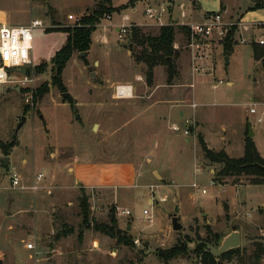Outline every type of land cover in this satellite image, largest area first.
<instances>
[{"label":"rangeland","instance_id":"rangeland-1","mask_svg":"<svg viewBox=\"0 0 264 264\" xmlns=\"http://www.w3.org/2000/svg\"><path fill=\"white\" fill-rule=\"evenodd\" d=\"M100 3L109 6L107 0H0L11 25L43 22L34 32L33 65L0 93L2 264H21L23 246L36 240L38 264H201L194 252L168 262L157 253L179 241L192 249L198 240L214 244L233 229L241 232L240 256H249L264 242V181L220 177L221 165L205 158L199 142L202 134L209 148L238 158L251 138L264 157V67L256 65L252 44L241 43L238 23L230 22L234 10L204 3L198 8L189 0H112L117 10L102 16L89 52L75 51L62 87L53 84L52 58L67 41L63 28L80 24ZM148 9H155L152 16ZM204 13H222L225 36L196 41L178 28L210 17L203 19ZM170 14L173 21L163 24ZM125 22L152 35L165 25L176 27L172 81L164 64L149 77L146 64L135 58L141 46L130 28L120 37ZM234 27L236 44L226 55L224 42ZM122 84L133 85L131 97L116 96ZM44 85L47 91L35 99ZM67 91L72 102L61 95ZM14 173L19 186L11 182ZM40 173V188L32 190ZM82 200L90 227L83 223ZM176 206L183 224L178 231L172 226ZM94 224L115 226L132 243ZM58 245L61 253L54 257L51 249Z\"/></svg>","mask_w":264,"mask_h":264},{"label":"trees","instance_id":"trees-1","mask_svg":"<svg viewBox=\"0 0 264 264\" xmlns=\"http://www.w3.org/2000/svg\"><path fill=\"white\" fill-rule=\"evenodd\" d=\"M111 1L112 0H107L109 6L102 3L98 4L97 8H95L92 13L85 14L82 17L80 24L63 28V31L67 33V41L52 58V63L55 69V74L52 79L53 84L62 87L61 76L63 70L75 51L80 53L89 52L92 44L93 32L96 30V26L100 22L102 16L106 14V12L117 10L112 7ZM253 1L255 2V5L251 9L264 8V0ZM178 28L182 30L186 29L187 33L190 34V28L188 26L180 25ZM236 29L237 28L234 27L228 31L227 38L224 42L226 55L233 50L234 45L236 44L232 37ZM129 31H132L131 35L136 45L141 46V49L134 53L135 58L138 62L146 64L149 77H152L153 69L156 66L164 64L168 66V80L172 81L177 74L174 63V56L178 55L177 50L174 48L176 27L174 25H165L161 27L158 34L153 35L147 34L141 27L135 25H133ZM252 46L254 50V58L257 61L261 60L264 64V46H259L255 42L252 43ZM47 89V85L39 87L35 93H33L34 98L37 99L47 91ZM199 142L204 151L205 158L211 163L221 165L220 172L218 173L220 177L249 175L254 178V183H263L264 169L259 165H264V157H262L254 140L251 138L246 139L244 155L238 158L230 156L224 149L215 150L209 148L202 134H199ZM81 207L83 223L85 226L90 227L91 223L88 220L89 206L84 200H82ZM93 227L97 230L102 229L108 235L119 238L120 241L127 245L132 243L127 237H120V230L115 226L103 228L102 226L94 224ZM199 241H201V243H199ZM219 241L220 240L216 238L214 244H218ZM206 242L211 243L212 240H198L195 243V248L192 249L187 241H179L173 247L160 250L157 254L164 262L194 252L201 264H264V242L257 243L254 252L249 256H240V248H235L223 253L219 257L214 256L210 251L206 250ZM238 254L239 256L236 257L237 260H235V256ZM0 264H2L1 260Z\"/></svg>","mask_w":264,"mask_h":264},{"label":"built area","instance_id":"built-area-1","mask_svg":"<svg viewBox=\"0 0 264 264\" xmlns=\"http://www.w3.org/2000/svg\"><path fill=\"white\" fill-rule=\"evenodd\" d=\"M155 9H148V14L153 15ZM70 19L73 15L68 16ZM110 18V17H109ZM225 23L222 21L221 14L216 13L210 15L207 19L190 24V34L192 40L197 41V36L211 38L213 35H218L220 38L226 35L227 29L224 26ZM43 26V22L39 19H33L26 25H11L0 20V93L3 89H7L11 83L15 82L17 78L19 68L33 65V49H34V32L36 28ZM130 28L129 23H123L120 25L119 32L120 37L128 32ZM261 44H264V38L259 40ZM194 45V43L192 44ZM5 53L7 56L5 57ZM21 73V72H20ZM115 94L118 98H128L133 95L132 84L117 85ZM251 112L256 113L257 109L252 107ZM262 121V118H258ZM11 182L14 186H19L21 178L18 174L14 173L11 175ZM43 174H37L35 181L31 185L32 190H38L40 188ZM197 186V183L193 184ZM207 190H203L206 193ZM127 215L130 211L124 212ZM144 214L149 216L148 210H144ZM28 248H35L32 242L27 244Z\"/></svg>","mask_w":264,"mask_h":264},{"label":"crops","instance_id":"crops-1","mask_svg":"<svg viewBox=\"0 0 264 264\" xmlns=\"http://www.w3.org/2000/svg\"><path fill=\"white\" fill-rule=\"evenodd\" d=\"M189 1L191 2V4L194 2L198 8L200 7L201 3H204V4H216L217 6H219V5L223 6L224 12H226L229 8L234 10L236 15L230 17L232 19L230 22L238 23V26H239V33H238L239 36L238 37H240V39L242 38L241 43H246V44L251 43L252 44L253 42H255L256 44L259 45V40L261 38H264V8L251 9L255 5V2L253 0H248V2H246L244 5H243V2H236L234 0H189ZM166 9L168 10V8H166ZM212 14H216V13H212ZM212 14L211 13L210 14L204 13V16H202V18L204 19V17L206 15L210 16ZM221 15H222V13H221ZM162 16L164 18L163 13H162ZM194 16L195 17L198 16L197 10L194 13ZM0 20L2 22L10 24L7 21V13L6 12L0 11ZM260 20H262L263 22H260ZM163 21H165V19ZM171 21H173V15L168 17V20H166V22H163V24L170 23ZM132 22H135V21H132ZM184 23H186V22H184ZM147 24H153V22L147 23ZM246 32H248L247 37L245 34ZM253 56H254V50H253ZM255 61H256V65H259L260 67H262V66L264 67V64L262 63L261 60L257 61L255 59ZM227 83L229 86L234 84V82L231 80H229ZM213 86L216 87V84H213ZM74 169L76 170V167ZM38 235L39 234L37 233V236H36L37 239L39 238ZM27 244H25V246H23V250H25L27 253L25 254L24 257L23 256L20 257L19 262L21 264H23V263L24 264H38L40 262L39 261L40 259L39 258L38 259L33 258L34 248L33 249L28 248ZM33 244H34L35 249H36V246H38V240H36V242H34ZM59 246L60 245H58L55 249H51L52 254H54V257H59V255L61 253Z\"/></svg>","mask_w":264,"mask_h":264},{"label":"water","instance_id":"water-1","mask_svg":"<svg viewBox=\"0 0 264 264\" xmlns=\"http://www.w3.org/2000/svg\"><path fill=\"white\" fill-rule=\"evenodd\" d=\"M82 55H84V52H81ZM228 60V58H227ZM19 71L22 73H26L27 69L25 67L19 68ZM17 90L19 91L20 88L18 87ZM61 95L70 100L73 101L72 95L70 92H62ZM26 120V118H23V121L20 123V126L23 124V122ZM96 128V126H95ZM255 135V132L252 128H250V133L248 134V137H253ZM8 157H6L4 161V165H7L8 163ZM262 169H264V165H259ZM178 212H179V206H176L175 212L172 216V226L173 229L178 231L183 228V224L179 221L178 217ZM201 243V241H199ZM241 245V232L239 229H233L231 230L227 235H225L221 240L219 241L218 244H211L206 242V250L210 251L214 256L219 257L223 253L239 248Z\"/></svg>","mask_w":264,"mask_h":264},{"label":"snow or ice","instance_id":"snow-or-ice-1","mask_svg":"<svg viewBox=\"0 0 264 264\" xmlns=\"http://www.w3.org/2000/svg\"><path fill=\"white\" fill-rule=\"evenodd\" d=\"M4 55H5V57H6V56H7V53H5Z\"/></svg>","mask_w":264,"mask_h":264}]
</instances>
